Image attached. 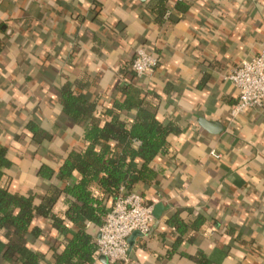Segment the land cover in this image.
Masks as SVG:
<instances>
[{"label": "crops", "instance_id": "0c3cea01", "mask_svg": "<svg viewBox=\"0 0 264 264\" xmlns=\"http://www.w3.org/2000/svg\"><path fill=\"white\" fill-rule=\"evenodd\" d=\"M263 43L264 0H0V145L11 160L1 183L36 206L52 194L65 219L62 188L79 179H62L63 161L85 147L90 118L129 94V116L143 102L177 131L151 164L155 180L135 186L155 220L128 264H264V104L233 118L239 92L226 78ZM143 46L158 64L139 77L131 64ZM65 83L87 93L93 116L64 110ZM53 221L36 213L28 239L45 264L68 237ZM98 227L85 226L95 241ZM6 244L0 228V264H20Z\"/></svg>", "mask_w": 264, "mask_h": 264}, {"label": "trees", "instance_id": "16d2710c", "mask_svg": "<svg viewBox=\"0 0 264 264\" xmlns=\"http://www.w3.org/2000/svg\"><path fill=\"white\" fill-rule=\"evenodd\" d=\"M80 89H73L70 83L62 87L64 110L77 120L93 116L96 106ZM131 106L132 97L128 94L122 102L115 100L101 117L90 118L91 122L84 128L85 147L72 151L63 161L60 167L62 179L67 180L74 173L79 179L62 188L68 208L65 219L53 213L55 197L52 194L36 206L33 194L13 192L1 183L5 174L3 169L11 165V160L7 148L0 145V228L6 231L7 259L17 256L20 264H45L43 254L28 246L29 234L40 232L32 227L34 216L40 213L44 216L53 214L54 226L68 236L50 264H120L97 259V243L94 234L85 228L86 223L90 221L100 226L122 188L138 192L136 185L155 180L158 171L151 164L158 156L169 152L168 136L177 131L174 125L160 122L155 112L144 107L143 102L137 104L136 116H129ZM125 112L128 117L122 118ZM102 116H105L104 122L100 123ZM136 141L138 145L134 144ZM41 173L48 177L52 170L43 167ZM66 220L77 225L79 230L70 235V224Z\"/></svg>", "mask_w": 264, "mask_h": 264}, {"label": "built area", "instance_id": "2783aa9c", "mask_svg": "<svg viewBox=\"0 0 264 264\" xmlns=\"http://www.w3.org/2000/svg\"><path fill=\"white\" fill-rule=\"evenodd\" d=\"M158 64V58L145 46L137 48L131 67L139 77L151 76ZM238 89V101L231 113L237 118L248 108L262 107L264 104V43L258 54L245 57L226 75ZM217 158L221 155L212 150ZM155 206L134 190L121 189L107 215L103 218L97 238L98 255L104 256L109 263L128 264L131 244L129 238L139 231L148 235L155 220Z\"/></svg>", "mask_w": 264, "mask_h": 264}, {"label": "water", "instance_id": "95a60500", "mask_svg": "<svg viewBox=\"0 0 264 264\" xmlns=\"http://www.w3.org/2000/svg\"><path fill=\"white\" fill-rule=\"evenodd\" d=\"M142 234L139 232V231H136V232H134L132 235H131V237L129 238V241H130V244L132 245L133 244V242H134V240H135V238L137 237V236H141ZM101 260L103 261V262H107V260H106V258L104 257V256H102L101 257Z\"/></svg>", "mask_w": 264, "mask_h": 264}]
</instances>
